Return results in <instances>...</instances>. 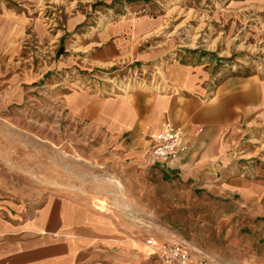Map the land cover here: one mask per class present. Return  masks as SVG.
Returning <instances> with one entry per match:
<instances>
[{
  "label": "crops",
  "instance_id": "1",
  "mask_svg": "<svg viewBox=\"0 0 264 264\" xmlns=\"http://www.w3.org/2000/svg\"><path fill=\"white\" fill-rule=\"evenodd\" d=\"M126 5L131 14L122 12L102 23L87 9L44 14L37 1L20 7L0 4V114L33 111L29 105L43 98L41 88L51 96L60 93L63 114L53 123L66 121L68 136L99 149L103 157L98 160L107 171L136 187L144 179L153 194L150 180L156 168L178 176L188 191L196 188L221 209L214 219L227 227V249L264 250V171L243 177L234 163L245 134L264 131V75L223 74L204 59H192L166 67L179 89L176 95L135 91L103 96L80 87V72L117 73L129 62L153 61L164 53L154 38L162 25L159 16L147 11L143 0ZM69 69L76 70L70 75L77 78L74 86L60 88ZM163 121L180 127L187 145L170 167L160 161L148 165L145 157ZM20 194L21 188L0 169V264H162L146 244L150 232L123 229L118 218L77 191L47 193L30 202ZM125 209L149 215L151 206L128 202ZM168 235L152 239L160 244ZM202 251L223 257L218 250Z\"/></svg>",
  "mask_w": 264,
  "mask_h": 264
},
{
  "label": "rangeland",
  "instance_id": "2",
  "mask_svg": "<svg viewBox=\"0 0 264 264\" xmlns=\"http://www.w3.org/2000/svg\"><path fill=\"white\" fill-rule=\"evenodd\" d=\"M36 1L44 14L45 11L59 12V8L68 13L87 9L99 15L103 23L112 21L122 12L131 14L125 5L137 0ZM36 1L0 0V4L20 7L22 2ZM143 1L145 7L148 6L145 9L161 19L162 25L154 38L157 46L164 48V53L153 61L129 62L122 69L117 68V73L109 72V69L80 72L77 74L82 79L79 86L84 79L89 91L103 96L135 91L176 95L179 89L169 80L166 67L173 62L184 63L192 59H204L223 74L230 71L264 75V0ZM43 49L47 53V48ZM75 72L74 69L67 71L66 81L58 83L60 88L73 85L77 78L70 75ZM103 78L106 81L102 82ZM115 85L122 89L116 90ZM110 88L113 93H108ZM43 90L40 89L39 95L44 99H30L29 107L33 111L28 114L15 109L0 114V169L21 188L19 197L30 202L47 193L64 191L72 194L77 191L84 200L118 218L123 229L144 235L150 232V237L156 241L166 232L169 234L166 242L182 243L192 255L206 259L208 264H264V250H257L253 255L251 251L243 253L226 248L227 227L220 226L214 219L221 209L212 204L211 197L203 196L196 188L188 191L185 181L178 176H167L154 167V179L150 180L155 185L153 194L144 179L136 187L107 171L98 160L103 157L99 149L68 136L66 121L53 123V117L63 114L61 94L51 96ZM239 148L237 154L241 157H234V163L240 176L253 177L256 172L264 171V131H248ZM172 161H160L159 165L166 167ZM128 202L150 205V214L143 209L127 211ZM231 237L236 238L235 234ZM204 248L218 250L223 257L205 255Z\"/></svg>",
  "mask_w": 264,
  "mask_h": 264
},
{
  "label": "built area",
  "instance_id": "3",
  "mask_svg": "<svg viewBox=\"0 0 264 264\" xmlns=\"http://www.w3.org/2000/svg\"><path fill=\"white\" fill-rule=\"evenodd\" d=\"M35 46L38 48L37 45ZM35 46L33 50L36 49ZM30 52L31 51H29V53ZM20 60L22 61L24 59ZM103 80L106 81L105 79H101L102 82H104ZM81 81L82 79L77 83H80ZM80 86L87 88L84 79ZM115 86L116 90H118L117 88L122 89L119 85ZM113 92L114 91L111 89L108 93ZM186 150L187 145L183 140L180 127L171 122L164 121L152 137V145L147 153L146 160L149 164L158 161H172ZM146 244L154 248L155 254L163 264H208L206 259L192 255L182 243L175 240L157 244L152 238H147Z\"/></svg>",
  "mask_w": 264,
  "mask_h": 264
},
{
  "label": "bare ground",
  "instance_id": "4",
  "mask_svg": "<svg viewBox=\"0 0 264 264\" xmlns=\"http://www.w3.org/2000/svg\"><path fill=\"white\" fill-rule=\"evenodd\" d=\"M60 16H61V14H60ZM59 18V17H58ZM61 19V18H60ZM104 79V78H103ZM164 122V121H163ZM99 201H100V199H99Z\"/></svg>",
  "mask_w": 264,
  "mask_h": 264
}]
</instances>
